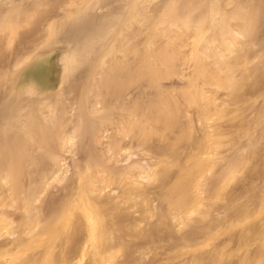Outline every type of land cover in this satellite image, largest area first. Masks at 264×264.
<instances>
[{
    "label": "rangeland",
    "instance_id": "obj_1",
    "mask_svg": "<svg viewBox=\"0 0 264 264\" xmlns=\"http://www.w3.org/2000/svg\"><path fill=\"white\" fill-rule=\"evenodd\" d=\"M0 264H264V0H0Z\"/></svg>",
    "mask_w": 264,
    "mask_h": 264
},
{
    "label": "bare ground",
    "instance_id": "obj_2",
    "mask_svg": "<svg viewBox=\"0 0 264 264\" xmlns=\"http://www.w3.org/2000/svg\"><path fill=\"white\" fill-rule=\"evenodd\" d=\"M133 117L136 118V116H133ZM130 123L132 124L133 121H130ZM128 133H129V132H127V134H124V135L128 136ZM126 136H125V137H126ZM123 148H124V147H122V148L120 147V149H123ZM120 149L118 148V151H119ZM118 151H117V152H118ZM113 153H114V151H113ZM134 192H135V191H134ZM129 194H132V190L129 192ZM137 196H138V195H137ZM169 205H170V204H169ZM179 205H180V204H179Z\"/></svg>",
    "mask_w": 264,
    "mask_h": 264
}]
</instances>
